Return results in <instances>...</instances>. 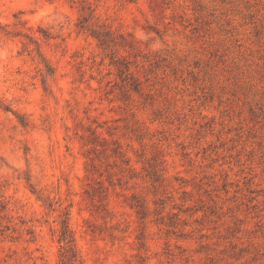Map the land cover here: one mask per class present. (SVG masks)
<instances>
[{"label": "rangeland", "instance_id": "374dc122", "mask_svg": "<svg viewBox=\"0 0 264 264\" xmlns=\"http://www.w3.org/2000/svg\"><path fill=\"white\" fill-rule=\"evenodd\" d=\"M0 264H264V0H0Z\"/></svg>", "mask_w": 264, "mask_h": 264}, {"label": "trees", "instance_id": "16d2710c", "mask_svg": "<svg viewBox=\"0 0 264 264\" xmlns=\"http://www.w3.org/2000/svg\"><path fill=\"white\" fill-rule=\"evenodd\" d=\"M81 23H82V25H81L82 28H85L87 26L84 24V22H81ZM94 34H95L96 38L101 42V45L106 44L108 42L107 38L111 35L110 31H107V30L96 31ZM64 229L65 230L63 232L62 240L67 241L68 240V237H67L68 236L67 235L68 229L66 226Z\"/></svg>", "mask_w": 264, "mask_h": 264}]
</instances>
